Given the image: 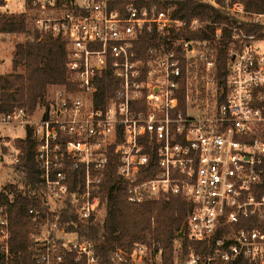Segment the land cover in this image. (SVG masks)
I'll return each instance as SVG.
<instances>
[{"label":"built area","instance_id":"2783aa9c","mask_svg":"<svg viewBox=\"0 0 264 264\" xmlns=\"http://www.w3.org/2000/svg\"><path fill=\"white\" fill-rule=\"evenodd\" d=\"M197 1L237 19L230 25L177 17L175 2L0 0V14H23L30 40L60 37L66 50L68 84L53 93L38 118L23 108L0 113L1 126L29 127L35 140L42 188L38 201L25 207L30 264H101L96 250L103 241L79 239L71 221L60 217L70 195L69 174L78 171L71 213L80 224L100 219L102 182L114 157L128 202L181 196L189 214L169 262L162 242L147 235L113 243L110 264H264V0L255 11H246L243 0H223L224 6ZM224 28L231 45L226 82L219 86L216 48ZM197 31L208 39L186 37ZM211 44L214 52L207 55L202 48ZM197 59L205 78L215 82L208 110L197 105L189 85ZM104 73L113 83L111 94L102 96L97 85ZM8 150L10 165L16 164L20 150ZM10 238L8 204H2L0 264H25L16 263Z\"/></svg>","mask_w":264,"mask_h":264},{"label":"trees","instance_id":"16d2710c","mask_svg":"<svg viewBox=\"0 0 264 264\" xmlns=\"http://www.w3.org/2000/svg\"><path fill=\"white\" fill-rule=\"evenodd\" d=\"M219 1L221 5H227L225 1ZM167 2L177 4L175 16L181 18L198 16L230 25L237 19L223 7H215L197 0H135L134 3L135 5L155 3L160 7ZM243 3L246 11L261 9L259 0H243ZM209 29L211 30L212 27ZM0 31L31 35L26 29L23 14H0ZM145 35L138 43L139 54L145 49ZM186 37L204 40L208 39L209 34L203 31L188 32ZM230 45L229 30L224 28L223 38L216 48V73L219 86L226 82L227 50ZM65 61V42L60 37L44 35L38 39L35 36L33 40L27 39L23 43H17L12 55V71L0 74V113L6 114L15 108H23L31 114L39 104L47 105L48 89L54 85L68 84L65 79ZM112 83L113 79L104 73L97 85L98 94L102 96L111 94ZM183 93L182 88L179 92L180 107L184 104ZM222 98L220 95L219 100ZM14 145L20 150L19 161L12 165L14 183L6 184L0 190V205L8 204L11 227L10 248L16 263L22 260L25 264H30L32 259L27 237L30 220L25 213V207L38 201L37 195L42 184L35 160V140L31 136L29 127L25 128L23 137L15 139ZM115 162L114 157V163L109 165V173L102 182L100 196L104 201V210L100 219L92 224H80L71 213L70 195L80 188L78 184L81 183V176L77 171L69 174L70 195L60 220L71 221L69 229L76 231L79 239L103 241V246L96 250L101 264H110L109 254L113 243L129 244L135 240H142L147 235L162 242L165 259L169 262L175 254L177 232L189 214L187 202L181 196L142 204L128 202L124 188L115 176L117 167ZM4 190L13 195V202H7L8 197Z\"/></svg>","mask_w":264,"mask_h":264},{"label":"rangeland","instance_id":"374dc122","mask_svg":"<svg viewBox=\"0 0 264 264\" xmlns=\"http://www.w3.org/2000/svg\"><path fill=\"white\" fill-rule=\"evenodd\" d=\"M17 9H21V6H17ZM29 36L26 33L12 32L9 35L0 34V71H4L3 74L12 71V55L17 43H23ZM205 53L210 55L214 52V46L206 45ZM189 85L192 90V94L195 96L197 105L201 109H209L215 99L216 87L215 82H210L205 78V70L203 63L197 59L195 68L191 78L189 79ZM61 85H54L50 87L46 94V99H49L53 93L60 88ZM43 105L39 104L36 109L30 114L32 119L39 117L40 110ZM189 114L194 116L197 112L192 109L189 110ZM25 135V128L22 126H1L0 125V189L4 188L8 183H14L13 167L10 165L11 160L8 155L9 147L15 146L14 141L17 137H23ZM4 155V156H3Z\"/></svg>","mask_w":264,"mask_h":264},{"label":"water","instance_id":"95a60500","mask_svg":"<svg viewBox=\"0 0 264 264\" xmlns=\"http://www.w3.org/2000/svg\"><path fill=\"white\" fill-rule=\"evenodd\" d=\"M43 118H45V115H44V117ZM182 234H181V232L178 234V236H181Z\"/></svg>","mask_w":264,"mask_h":264},{"label":"crops","instance_id":"0c3cea01","mask_svg":"<svg viewBox=\"0 0 264 264\" xmlns=\"http://www.w3.org/2000/svg\"><path fill=\"white\" fill-rule=\"evenodd\" d=\"M4 71H0V74H3Z\"/></svg>","mask_w":264,"mask_h":264}]
</instances>
